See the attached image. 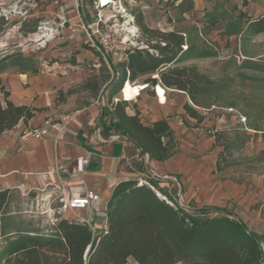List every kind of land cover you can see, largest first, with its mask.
I'll list each match as a JSON object with an SVG mask.
<instances>
[{
  "label": "rangeland",
  "instance_id": "obj_1",
  "mask_svg": "<svg viewBox=\"0 0 264 264\" xmlns=\"http://www.w3.org/2000/svg\"><path fill=\"white\" fill-rule=\"evenodd\" d=\"M107 1L103 4L102 0H0V17L8 23L0 34V62L11 56L32 59L39 75L64 78L65 92L58 93V103H67L76 110L92 104L99 95L110 93V67L101 63L97 43L94 46L90 42L84 26H93L101 16L123 31L132 27L134 45L144 47L138 43L141 33L132 17L137 11L149 28L183 34L189 44L213 56L173 67H195L213 84L201 102L208 109L194 106L182 92L166 91V104L171 103L172 110L165 120L176 136L174 156L181 168L176 177L181 187L174 183L163 191L156 186L155 191L193 216L204 210L216 215L217 210H222L243 218L249 226L258 217L264 221V35H231L245 30L248 20L264 14V0ZM36 22L37 31L29 33ZM122 57L119 52L109 62L115 64ZM17 72L8 69L4 77ZM92 77L96 78L91 84L99 87L96 97L85 87ZM147 78L139 79L136 85ZM148 91L151 98H157L156 87L149 85ZM117 97L123 100L122 91ZM138 100H131L130 104ZM186 104L204 117L202 124L188 117L184 111ZM212 135H219V147L212 144ZM241 143L244 145L238 149ZM136 154L141 161L136 169L139 165L145 168L147 157ZM218 162L222 172L217 171ZM184 167L189 172H183ZM142 178L146 183L153 182L150 173ZM38 198L33 193L14 192L6 212L13 215L17 224L47 230L48 234L58 221L57 212L49 211L55 202L51 198L43 200L47 197ZM74 219L70 221L78 223L79 217ZM4 246L5 239H0V251Z\"/></svg>",
  "mask_w": 264,
  "mask_h": 264
},
{
  "label": "trees",
  "instance_id": "obj_2",
  "mask_svg": "<svg viewBox=\"0 0 264 264\" xmlns=\"http://www.w3.org/2000/svg\"><path fill=\"white\" fill-rule=\"evenodd\" d=\"M132 16L141 33L138 43L144 47L125 50L117 63L109 62L107 103L110 109L105 112L109 118L106 131L128 139L150 161L166 162L174 157L177 147L168 121H143L136 103L113 101L118 99L126 83L149 76L145 79L147 85L182 92L194 106L207 108L201 102L213 83L195 67L173 66L213 55L189 44L181 33L149 28L140 12H133ZM37 27L36 22L29 33H35ZM7 28V21L0 17V34ZM241 33L249 37L264 35V14L248 20L245 30L239 29L231 35ZM100 60L105 63L101 57ZM8 69L39 75L32 59L6 57L0 62V75ZM95 78L85 83L94 97L99 91L98 84H91ZM9 98L10 93L0 78V137L21 122L28 123L36 113L30 107L16 106ZM129 110L134 114H129ZM184 111L198 124L203 123L204 117L190 105L186 104ZM211 138L215 140L214 147H219V135ZM222 170L218 162L217 171ZM10 198V191L0 192V239H5L0 264H129L130 261L136 264H264V238L251 232L235 215L222 210H217L216 215H210L209 210L190 215L159 197L152 185L138 181L122 182L114 188L107 205V229L100 235H95L86 224L69 220L57 222L48 235L25 228L6 212Z\"/></svg>",
  "mask_w": 264,
  "mask_h": 264
},
{
  "label": "crops",
  "instance_id": "obj_3",
  "mask_svg": "<svg viewBox=\"0 0 264 264\" xmlns=\"http://www.w3.org/2000/svg\"><path fill=\"white\" fill-rule=\"evenodd\" d=\"M4 75L0 78L10 93L9 100L16 106L35 109L36 113L31 121L21 122L0 137V192L10 191L11 195L14 192L33 193L38 199L47 197L43 200L51 198L55 205L49 211L57 212V222L61 219L70 221L78 216L89 222L95 235H100L107 229V205L114 188L120 183L138 181L144 184L142 177L150 173L153 185L146 184L152 185L154 190L156 186L161 191L166 190L174 183L181 187L176 177L181 174V168L175 156L166 162L148 159L145 168L139 165L136 169L140 161L136 153L140 150L128 139L111 140L112 136L121 135L106 131L109 118L105 116L106 110L95 101L76 110L67 103L59 105L57 95L65 92L64 78L55 74L33 76L20 72L11 77ZM141 85L146 89L137 97L136 104L142 120L157 122L166 119L172 110L171 103L159 104L156 97H150L149 85L145 82ZM158 87L163 89L161 85ZM129 114L134 113L129 110ZM41 129H47L48 135L36 140L30 133ZM212 140L214 144L215 140ZM79 158L89 162L83 173L76 171ZM182 170L187 171L185 167ZM88 192L98 194L100 201L77 212L60 209V198H79ZM157 194L164 197L159 192ZM236 218L242 220L251 232L264 238V221L260 217L252 226L243 218ZM42 233L51 234L52 229L48 234L47 230Z\"/></svg>",
  "mask_w": 264,
  "mask_h": 264
},
{
  "label": "built area",
  "instance_id": "obj_4",
  "mask_svg": "<svg viewBox=\"0 0 264 264\" xmlns=\"http://www.w3.org/2000/svg\"><path fill=\"white\" fill-rule=\"evenodd\" d=\"M133 17V16H132ZM116 19V18H115ZM130 27L127 29V31H123L119 25L116 23L110 21V20H103L101 16L98 17V21L93 26H88L86 28L84 26V30L86 31L87 37L94 45L97 43V51L99 52V55L101 58L109 65V59L111 57L117 56L119 52H124L125 50L137 47L134 45V41L131 39V31ZM136 42V41H135ZM95 46V45H94ZM154 78H158V76H155ZM158 86H156L157 90ZM166 91H170L169 89H166L163 87L164 92V99L165 101L162 102L161 98L158 95V92L156 91L158 103L161 105H165L167 102V93ZM120 99H114V103H117ZM124 100V99H123ZM96 105H100L104 108V110L110 109V106L107 103V96L106 94L104 96L100 95L97 100L95 101ZM47 129H41V130H34L31 131V135L36 140H41L44 137L48 135ZM119 139H125L123 136H112L111 140H119ZM147 159L148 156H146ZM89 162L85 158H79L76 162V171L78 173H83L86 166H88ZM149 185V184H147ZM153 189V187H152ZM161 197V196H159ZM163 200H165L170 205L174 206L171 202H168V197L164 196L161 197ZM60 203L62 204L61 210H70L73 212L86 210L93 206L94 203H97L100 201V196L94 192H88L82 197L74 198H60ZM181 208L182 207H177ZM184 210V209H183ZM79 221L82 224H86L90 226L89 222L84 219H80Z\"/></svg>",
  "mask_w": 264,
  "mask_h": 264
},
{
  "label": "bare ground",
  "instance_id": "obj_5",
  "mask_svg": "<svg viewBox=\"0 0 264 264\" xmlns=\"http://www.w3.org/2000/svg\"><path fill=\"white\" fill-rule=\"evenodd\" d=\"M107 2H108L107 0H102L103 4H106ZM144 90H145V87H143V86L132 85L131 82L126 83L122 89V97L125 101H131V100H134L137 97H139L141 95L142 91H144ZM157 92H158L159 97L161 98V101L164 102L165 99H164L163 89L158 87Z\"/></svg>",
  "mask_w": 264,
  "mask_h": 264
}]
</instances>
